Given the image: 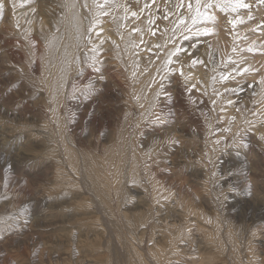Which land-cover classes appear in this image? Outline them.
Returning <instances> with one entry per match:
<instances>
[{"label":"bare ground","instance_id":"1","mask_svg":"<svg viewBox=\"0 0 264 264\" xmlns=\"http://www.w3.org/2000/svg\"><path fill=\"white\" fill-rule=\"evenodd\" d=\"M4 1L6 0H0V4L3 6ZM11 1L14 4L20 2V0ZM49 1L56 2L51 5ZM81 1L83 0H44L45 4L42 14L36 15L34 18H32L31 15L26 20V28L23 25L21 26L24 34L27 31L35 33L33 36L32 33L28 35V45L24 44V42L15 40L11 46H17L19 49L17 48L16 51L7 49L0 56V64H9L11 69L16 70L12 75L4 77V81L10 82L14 78L23 75L25 85L36 84L38 90L43 94L33 103L34 105L40 104L41 107L34 113H31L30 116L34 122L31 125L35 127L34 131L37 132L33 134L35 138L38 137L41 140V144L45 147L44 152L30 151L33 147L29 146L30 144L27 145L29 147L24 148L23 154L28 156L29 159L36 157L41 159L39 162V170L41 172L39 171L40 174H38V176L23 182L25 186L23 185L20 189H8L3 193L22 197L28 192L31 194L39 193L40 185L47 189H49L50 186V190L53 189L55 185L61 184L59 187L70 185L73 182L72 178L66 176L61 178L59 176L60 164L57 160L59 158H65V155H67L69 157L68 163H70L73 171L77 173L78 157L81 155L84 159V172L90 184L91 192H89V196L92 197L93 203H89L84 208H78L77 210L82 212L91 210V214L81 217L80 220L93 223L95 225L94 228H97L98 232L88 235L85 239L78 241V245L91 249H89L88 254L76 256V259L73 260L74 263L72 262L70 264H85L87 262H92L93 264H112L111 241H113L115 252H117L119 264H176L175 261L180 253L190 256L188 261L191 262H189V264H203L206 260H208L206 261L208 262L207 264H215V262H218L222 258H220L221 254H225L227 259V263L224 262V264L252 263L254 257L253 253H255L252 252V242L245 247V251H242V249L239 248V240L235 237L234 231L231 230L232 227L230 223L228 224V220L226 221L227 229L225 228V234H222V220L217 213H209L192 206L190 203L191 195L186 193V188L181 182L177 183L178 178L176 175L171 176L169 174L171 170H174L173 163L170 168H168L169 171L160 179L153 178L152 173L161 168L162 165L156 166V169H151L149 173H146V169L160 157L158 155L164 153L166 154L165 157L182 158L181 160H183V158L189 160V157L193 155L195 156L194 158L199 161H201L203 157L207 159L210 155V147H215L218 143H221V140L226 145L229 139L240 137L241 133L243 134L246 129L250 128V130L245 132V136L240 137L244 140L241 144L247 146V155L253 153L252 158L256 157L260 159L261 167L258 166L257 163L253 164L252 159L247 160V158L245 160H237V162L240 163L236 165H233L234 163L232 161L228 162V164L233 165L231 173L232 176L236 178L235 182L239 185L237 189L239 191L236 193L240 194L243 192L246 195H252L249 198L256 200L257 194L264 191V186L253 188L250 182L247 181V171L253 169L254 172L258 167L260 170H264V123L255 124L259 122L260 113L264 110V94L260 97V103L257 107L251 108L247 113L246 109L249 105V99L243 98V103L241 105L238 104V107L236 105L237 102H235L237 98L233 99L232 97H237V93H239L243 87L244 96H247V94L256 95L264 91V59L253 58L252 56L246 55L236 56V63L234 61L228 64L227 67L223 69L226 71L221 74L218 70L219 67H216L223 62V57L226 55L225 52L229 51L226 48L228 47L226 44L227 40L223 32L225 31L224 28H226V23L218 18V16L216 17L213 8H211L213 10H208L206 14L207 22H205V24L211 31V37L213 39L209 43L211 56L207 61L203 62L204 67L201 68V70H183L186 76L189 77V80H191L187 82L193 89L191 93H195L196 90H198V86L201 84L202 89H204L203 92H206L207 97L211 99L210 103H208L207 100L202 101L200 99V102L194 106L196 111H198L199 120H202V122L196 120L194 123V121H192L196 124V130L195 132L193 131L191 136L196 141H201V145L198 148L190 150L189 145H184L186 148L182 149L180 147L174 148V146L170 144L166 146V148L169 149V152L172 149V153L169 154L164 150L159 151V146H163L171 140H176V142L179 140L181 141L182 135L188 131L186 127L187 124L182 125L180 117L179 120L177 116H175L176 118H174V120L172 119L178 108L180 112L184 110L183 101H178L177 106H175V102L170 99L171 96H167L169 92L166 93V97L163 96L164 98L160 96L159 88L155 85L153 77L156 73H158V76L161 78L166 75L164 72L165 64L171 59L173 52L176 51L177 45L166 49V52L160 57L159 61L152 65L147 72L143 73V69L141 68L139 71H136L134 78L130 79V77L128 78V74L124 71L125 69H127V71L132 70V68L134 69V63H136L138 59L137 45L140 42L141 31H143L142 22L134 27L129 26L130 24L127 22L126 25L129 27L125 31H122L121 23L118 24V22L122 20L124 15L121 12V7H119L117 14L120 20L117 24L113 21L104 23L105 26L98 35V30L94 27L92 31L93 35L91 34L88 41H86L85 35L89 27H85V12L83 8H87L92 12H99L101 10H106L108 2L110 6H113L115 0H107L108 2H105L106 0H99L101 4L96 0H84V4ZM83 5H85V7ZM183 12L185 16L186 11L184 10ZM23 13L24 12L18 13L15 16V22L22 21L21 16ZM73 13L74 15L75 13L78 15L77 17H79V20L76 15V18L74 17ZM242 13L244 12H241V16L239 15L240 13L235 15L234 18L240 17L244 20L245 16ZM255 15L256 18H251L238 27L236 35L245 32L246 35L242 34L243 37L242 39L240 38V41L244 40V44L246 45L254 44L255 49L259 52L257 55H264V25L260 24L261 29L259 25V22H262V24L264 23V8L262 10L260 8L259 11H256ZM179 17V15L174 16L175 19ZM208 17H211V19ZM15 22L14 24H16ZM87 22L88 21H86V23ZM95 23L97 22L94 21L92 27ZM88 24L89 22L87 25ZM244 26L248 27L244 28ZM58 27L61 32L54 34V29L57 30ZM247 28H252L253 31L246 33ZM2 29L5 31V28L2 27ZM157 34L159 39L163 36V34ZM0 38L4 39L1 35ZM37 38H39L40 41ZM94 38H96L98 42L93 41ZM152 40H154V37ZM4 41V45L9 44L7 39H4ZM97 43H101V46L96 49ZM153 43L149 48L151 51L152 49L156 50ZM101 47L103 51H109V62L107 65H109V67L111 66V69H105L102 75L94 66L90 68L88 65L82 72H78L81 71L79 67L81 66L82 53L88 55L91 61L93 54L95 55ZM144 54L145 53H141V57H143ZM28 55H32L28 59L27 66L30 72L25 74L23 72L25 68H20L19 66L22 64L21 62H23L25 66ZM110 58H116V60H111ZM92 60H94V58ZM95 60L98 62V59ZM175 68H178V66ZM244 68H249V72L245 73V75L242 74ZM212 71L214 74L211 73ZM229 71L231 73L229 74L230 76H238L236 80L240 81V83L246 81V84H240L236 88L238 92L236 93L233 91L232 95H230V89L237 86V81L232 85L216 84L218 77L224 78ZM199 72L201 73L199 74ZM249 79L253 81L250 82ZM198 82L199 84L195 86ZM247 83H249L248 86ZM88 87L99 90L97 94L99 95L100 101H97L98 98L95 100L90 98V91L85 90L84 95L79 93L81 90ZM21 91L18 90V93ZM225 91L229 94L226 93L223 98ZM179 92H181L180 89L173 90L172 96L174 98H176L177 95L183 96V93L181 92L180 94ZM102 99H104L105 105L104 102L101 101ZM222 102L227 104L224 112H220ZM228 102H230V104H228ZM63 107L67 109L65 113L63 112L64 115L62 114ZM26 108L28 107L26 106ZM180 112L178 110L177 113ZM207 115L210 118L209 121L205 119ZM217 115H219L218 118ZM157 116H160L159 118L163 121L164 119L167 122L171 121L173 126L172 129L169 128V124H166L168 127L167 129H161L159 132L153 133L154 135L160 136L163 140V143L160 145L151 143L141 144L136 137V130H140L141 134V127H144V120ZM63 118L67 121V125L64 124L63 126ZM213 118L215 120L214 122H216V120L218 122V119H221L219 128L215 125L213 129H210L211 124H213ZM84 121L89 122L91 132L85 137L81 133V139H79L75 131L77 126L81 125ZM199 122L201 124L197 126ZM25 123L30 124L28 122ZM129 123L133 125L131 129L129 128ZM250 123L254 124L250 126ZM203 124L205 125L204 127L202 126ZM221 125L224 126L221 127ZM205 128L208 129L205 130ZM216 128L218 130H216L212 136L209 135V137L206 136L205 140L203 139L204 130L206 135ZM101 130H107L108 140L106 142L99 141L98 139L99 133L102 132ZM33 134L30 133L26 135L27 141L34 140L32 138ZM248 143L250 147H248ZM250 148L251 151H249ZM230 153L231 154H228L229 157L234 155L232 151H230ZM39 155L41 156L39 157ZM1 157L2 155L0 153V158ZM7 159H9V157ZM162 159H164V157H162ZM40 163L42 164L40 165ZM228 164L225 162L224 165L229 166ZM201 165L203 166V164ZM205 166L206 164L204 167ZM239 168L242 171H239ZM50 181L51 184L48 183ZM203 185L205 186L206 184L203 183ZM125 186H134L141 189V194H143V198L141 199L143 202L141 211L126 214L118 207L121 193ZM235 188H237V186ZM173 192H177V195L175 196ZM85 193V191L80 193V198L82 200L88 199ZM182 193L186 195L183 196ZM199 194H201V199L205 200L207 195L204 192ZM262 196L263 198L262 200L260 199L261 201L258 199L256 201H258V203H263L261 205L264 207V195ZM172 203L173 206L175 205L174 208L171 207ZM1 207L2 205H0V208ZM255 207H257L256 203ZM259 208L255 209L254 212L260 211ZM171 209H181V211H172ZM170 212L175 214L177 212L178 214L173 215ZM170 214L177 218L175 220H169ZM160 215H163V217ZM189 216H194L193 218L197 221V223L194 221L191 224L200 225L197 226L195 230L202 231V238L205 240L206 236H208L209 238H207V240L211 239L212 241L209 246L210 248L212 247V250H206L208 251L206 254L200 252V250L197 251L198 249L190 252L189 248L193 246L196 239L194 230L190 227V219L187 218ZM134 221L136 222L135 225H138V230H142L138 240L128 233L130 230H125V227L129 226L131 229V225H134ZM203 221H205V224L209 225V229L205 228L208 231H204L205 229L202 230L203 226L201 224ZM115 225H118L119 229H117L122 232L121 235L115 228ZM257 234L259 235V231H253L251 237H255ZM224 236L229 241V246H226L223 242ZM121 238L126 242L125 250ZM226 239L224 238V240ZM7 242L8 241H5V243ZM68 244L67 246L70 247L68 248L69 254L71 251L75 253L77 251L75 250L77 244L75 245V243H71V241H69ZM71 245L74 246L72 247ZM206 246L207 245H205V247ZM71 247L75 251H73ZM242 252L245 253L241 254ZM125 253L128 254L125 255ZM202 254H205V257L203 256L204 258L201 257ZM207 254L210 255L206 256ZM15 255L18 256L19 254L16 253ZM8 256H10L9 253ZM20 262L22 263L23 261L21 260ZM179 262L181 261H178V263Z\"/></svg>","mask_w":264,"mask_h":264},{"label":"rangeland","instance_id":"2","mask_svg":"<svg viewBox=\"0 0 264 264\" xmlns=\"http://www.w3.org/2000/svg\"><path fill=\"white\" fill-rule=\"evenodd\" d=\"M96 1L101 4L99 0ZM55 2L51 1L50 3L51 5H53V3ZM81 2L84 4V0ZM209 2L210 0H201V5L207 4ZM223 2L224 0H211L212 6L207 8L201 7L200 12L203 15L197 16L195 23H193L192 20V17L196 15L195 0H191V12H189L187 7L189 0H183L184 6L182 8L177 7V5L181 3V0H115L113 2V6H110V3L108 2L106 10H101L99 12H92L87 8H83L85 12V27H89L88 32L85 35L86 41H88L91 34L93 35L92 31L94 27L96 30H98V35L104 28V23L113 21L117 24V22L120 20L117 14L119 7H121V12L125 16H123L122 20L118 22V24L121 23L120 25L122 31H125L129 26L134 27L138 23L142 22L143 31H141L140 42L137 45L138 59L136 63H134V69L132 68V70L129 71L125 69L124 71L128 74V78L130 77V79L134 78L136 71H139L141 68L143 69V73L147 72L152 67V65L159 61L160 57L164 54V52H166V49L171 46L177 45L176 51L173 52L174 54L171 56V59L165 64L164 72L166 73V75L161 78L158 76V73H156L153 77L155 85H157L159 88L160 96L166 97V93L169 92L167 96H171L170 99L175 102V106H177L178 101H183L184 104H182L184 106V110L180 112V109L177 107L180 113H177V110L176 114L172 117V119L174 120V118H176L175 116H177L179 120L180 117L181 124H187L186 127L188 128V131L182 135L181 141L179 140L178 142H176V140H171L169 143L163 146H159V151L164 150L169 154L172 153V149L169 152V149L166 148V146H169L170 144H172L174 148L180 147L182 149L186 148L184 147V145H189L190 150H192L193 148H198L201 145V141H196L191 136L193 131L195 132L196 130V124H194L195 121L198 120L202 122V120H199L198 111H196L194 106L198 102H200V99L202 101L207 100L208 103L211 102V99L207 97L206 92H203L204 89H202L201 84L200 86H198V90H196V92L194 91L195 93H191L193 89L190 87L189 84H187V82H190L191 80H189V77L186 76L185 71H190L193 69L201 70V68L204 67L203 62L207 61V59L211 56V48L209 43L213 39L211 37V31L207 28V25L205 24V22H207L206 14L208 10L214 9L216 17L218 16V18H220L221 20H223V22L226 23V28H224L225 31L223 32L225 35V39L227 40L226 44L228 47L226 48L229 51L225 52L226 55L223 57V62H221L220 65L216 67H219L218 70L221 74L226 71L223 69L227 67L228 64H231L236 60V56L246 55L252 56L253 58L264 59V55H257V53L259 52L257 51V49H255L254 44L246 45L244 44V40L240 41V38L242 39L243 37L242 34L244 35L245 32L240 35H236L238 27L240 25H243L245 22L249 21V16L252 19H254V17L256 18V11H259L260 8L262 10L264 8V4H258L257 0H244V2L249 4L251 7L237 8L236 11L233 12L230 8L227 11H221V9L216 6V4H222ZM44 4V0H20L18 4L12 3L11 0L4 1V6L0 8V35L4 37V39H7L9 44L4 45V39L0 38V56L7 49H13L14 51H16L17 48L19 49V47L17 46H11L13 44V41L15 40L18 42H24V44L28 45V35L32 33L33 36L35 35V33H33L32 31H27L24 34L21 26L23 25L26 28V20L31 15L32 18H34L36 15H41L43 12ZM83 6L85 7V5ZM184 10L186 11L185 16L183 12ZM21 12H24L21 16L22 21L15 22V16ZM241 12H244L242 14H244L245 19L243 20V18L240 17L237 18L242 20L243 23L238 22L235 24V26H233L232 23H229L230 20L237 19L234 18L235 15H238L240 13L239 15L241 16ZM132 13H136V15L133 16ZM165 15H167V19L164 18ZM176 15H179L180 17L175 19L174 16ZM77 16L78 15H76V17ZM77 19L79 20V17H77ZM180 19H183L184 22L179 23L178 21ZM86 21L89 22L88 25V22L86 23ZM94 21H96L97 23H95L92 27ZM14 22L16 24H14ZM127 22L128 24H130L129 26L126 25ZM260 24L264 25V23L262 24V22H259V25ZM2 27L5 28V31H3L4 29H2ZM246 27L248 26H244V28ZM205 29H208L207 33H205ZM54 31V34L61 32L59 27L57 28V30L54 29ZM252 31V28H247L246 33ZM157 33H159L160 35L163 34V36H161V38L159 39ZM153 37L154 40H152ZM37 39L40 41L39 38ZM93 41L98 42L96 38H94ZM152 43L153 45H155L154 47L156 48V50H149L150 45ZM100 46L101 43H97L96 49ZM249 49H251V51H249ZM141 53H145L143 57H141ZM108 54L109 51H103L101 47V49L97 51L95 55L93 54L92 59L94 58V60L91 59L90 61L88 55L82 53L81 66L79 67L81 71L78 72H82L89 65L90 68L91 66H94L98 70V72L100 71L103 75V71L105 69H111V66L109 67V65H107V63L109 62ZM30 56L32 55H28L25 62V66L23 62H21L22 64H20L19 66L20 68H25V70H23L25 74L30 72V70L27 69L28 59ZM95 59H98V62H96ZM110 59L116 60V58ZM193 61H196V63H193ZM91 62H93L94 65ZM176 66H178V68H175ZM183 70L185 71L183 72ZM15 72L16 70L11 69L9 64H0V87L3 90L2 91L0 89V153L2 155V157L0 158V205H2V207L0 208V264H70L73 262V260L76 259V256L88 254L89 249H91L89 247H83L82 245H78V241L85 239L88 235H92L98 232L97 228H94L95 225L93 223L80 220L81 217L91 214V210H88V212H82L77 210L78 208H84L89 203H93L92 197L89 196V192H91L90 184L84 172L83 156L79 155L78 157L77 173L73 171L70 163H68L69 157L67 155H65V158H59L57 160V162L60 164L58 173L59 176L61 178H64L65 176L72 178L73 182L70 185H63L61 187H59L61 184L55 185V187L51 190L50 186L49 189H47L40 185L39 193L31 194L30 192H28L22 197L12 196L8 193H3L8 189H20L24 185L23 182L28 179H32L33 177H36L38 176V174H40L39 162L41 161V159L37 157L29 159L28 156H25L23 154L24 148L33 146L30 151H45V147L41 144V140L38 137L35 138V135L33 134L37 132L34 131L35 127L31 125L34 122L32 121L30 116L31 113H34L38 110V108L41 107L40 104L34 105L33 103L36 102V100L43 94L38 90L36 84L25 85V82L23 81V75L18 78H14L12 81H10L11 83L8 81H4V77L10 76ZM247 72H249V68L246 69V71H242V74L245 75V73ZM200 73L201 72H199V74ZM211 73H213V71ZM229 74H231L230 71L224 76V78L219 76L216 80V84L232 85L233 83H236L235 81H237L236 78L238 76H230ZM249 80L250 82L253 81L251 79ZM242 83L246 84V81H242ZM242 83H240V81H237V86L230 89V95L233 94V91L237 93L238 91L236 90V88ZM198 84L199 82L196 83L195 86H197ZM248 85L249 83H247V86ZM177 89H180V91L183 93V96H181V92H179L180 94H178L180 96L177 95V97L174 98L172 96V91ZM18 90L25 91H21L19 92V94ZM85 90L91 92V96H89L90 98H93L94 100L98 98L97 101H100L99 95L97 94L99 92L98 89L88 87L84 90H81L79 93L84 95ZM243 90L244 87L240 90L239 93H237V97L232 98H237V101H235L237 102V106L238 104L241 105L243 103V98L249 99V105L246 109L247 113L251 110V108L257 107V105L260 103V97L262 96V94H264V91L256 95L247 94V96H244ZM226 93L229 94L225 91L223 98L225 97ZM193 94L195 97L193 96ZM101 101L104 102V99H102ZM228 104H230V102H228ZM26 106L28 108H26ZM226 106L227 104L222 102L220 106V112H224ZM66 110L67 109L63 107V115ZM218 116L219 115H217V118ZM159 117L160 116L146 118L143 122L144 127H141V134L140 130H136V137L138 138L141 144L151 143L160 145L163 143L161 137L158 135H154L153 133L159 132L161 129H167L168 127L166 126V124H169L170 129H172L173 126L171 121L167 122L165 119L163 121ZM259 117V122L255 124L264 123V110H262ZM205 119L206 121H209L210 118L207 115L205 116ZM192 121H194V123ZM214 121L215 120L213 118V124H211L210 129H213L215 125L219 128V123L221 119H218V122L217 120L216 122ZM25 122H28L30 124H27ZM200 122L197 126L201 124ZM64 124L67 125V121L63 118V126ZM252 124L254 123H250V126ZM202 126L204 127L205 125L203 124ZM223 126L224 125H221V127ZM90 127L91 126L89 125L88 121H84L81 125L77 126V129L75 131L77 138L81 139V133L84 137L89 135L91 132ZM132 127L133 125L129 123V128L131 129ZM206 129L208 128H205V130ZM205 130L203 132L204 140L206 136H212L218 129L216 128L214 131L208 132V134L206 135ZM248 130H250V128L246 129L243 134L241 133L240 137L245 136L244 134ZM101 131L102 132H100L98 135V139L99 141L106 142L108 140L107 130ZM30 133L33 134L32 138L34 140L27 141L28 139L26 135ZM240 137L236 139H229L226 144L227 146L221 140V143H218L215 147L209 148V157L207 159L203 157L201 161L194 158V155L189 157V160L187 158H183V160H181L182 158L165 157V153L160 154L158 155L160 157L155 160L153 164L147 167L146 173H149L153 168L156 169V166L162 165L161 168L157 169L155 172L152 173L153 178L160 179L165 173L169 171L168 168H170L171 164L173 163L174 170H171V173L169 172V174L171 176L176 175V177L178 178L177 183L181 182L186 188V193L191 195V205L195 208H199V210H204L209 213H217L222 220V234H225V230L227 229L226 221L228 220V224L230 223V226L232 227L231 230L234 231L236 235L235 237L237 238V240H239V248L242 249V251H245V247L248 244H251L252 242V252L255 253H253V262L250 264H264V207L261 205L263 203H258V201H256L257 199L262 200V195H264V191L257 194L256 200L249 198L252 195H246L243 192L240 194L236 193L239 191L237 190L239 188V185L235 182L236 178L232 176L231 173V168L233 167V165L240 163L237 162V160H245L246 158L247 160L252 159V163H257V165L260 167L261 161L256 157L252 158L253 153L247 155V146L241 144V142H244V140ZM248 147H250L249 143ZM229 150L234 153V155H232L231 157H229L228 155L231 154ZM249 151H251V148ZM40 156L41 155H39V157ZM8 157L9 159H7ZM162 157H164V159H162ZM231 161L234 163L233 165L228 164V162ZM225 162H227L229 166H225ZM204 163L206 164V168L204 167ZM41 164L42 163H40V165ZM201 164H203V166ZM8 166L10 169L8 168ZM239 171L242 170L239 168ZM177 173H179L180 176ZM247 174V181L250 182V185L253 188L258 186H264V170H260V168L258 167L256 170H254V172L253 169L248 170ZM48 183L51 184V181ZM203 183H205L206 185L204 186ZM236 186L237 188H235ZM82 191L86 192L85 195L88 196L87 200H82L80 198V193ZM202 191L207 195L205 200H202L201 194H199L203 193ZM173 193L175 196L177 195V192ZM182 195L185 196L186 194L182 193ZM142 198L143 194H141V189H138L134 186H125L123 192L121 193L118 207L126 214L139 212L142 210ZM255 203L257 207H255ZM171 205V207L174 208L175 205L173 206V203ZM257 208H259L260 211L254 212ZM171 210H177L179 212L181 211V209ZM172 214L177 215L178 213L176 212V214ZM160 216L163 217V215ZM193 217L194 216L187 217L190 219V224L195 221ZM169 218V220H175L177 217H173L170 214ZM204 222L205 221H203L201 224L203 226L202 230H204L205 228L209 229V225L205 224ZM195 223H197V221H195ZM133 224L134 225H131V229L129 228V226L125 227V230H130L128 231V233L138 240L142 230H138V225H135V221ZM197 226L200 225H190V227L194 230L196 242H194L193 246H190L189 249L190 252L198 249L197 251L200 250V252H204L206 254L209 250H212V247H209L212 241L211 239H208L210 241L207 240V238H209L208 236H206L205 240L207 241H205L204 238H202V231L195 230ZM115 228L117 229L118 225H115ZM206 229L204 231H208ZM118 231L121 235L122 232L120 230ZM253 231H259V235L257 234L258 236L255 235V237H251ZM224 238L226 239L225 236ZM224 238L223 242L226 244V246H229V241L227 239L224 240ZM5 241L8 242L5 243ZM69 241H71V243H75V245L77 244L75 249L77 251L75 253L70 250L71 252L69 254L68 248L70 247L67 246L69 245ZM121 241L125 250L126 242L123 238H121ZM110 243L111 260L113 262L112 264H119L117 252H115L113 246V241H111ZM205 245L207 246L205 247ZM71 246L73 247L74 245ZM72 247L71 249L75 251ZM8 253L10 256H8ZM16 253H18L19 255L16 256ZM243 253L245 252H242L241 254ZM127 254L128 253H125V255ZM205 254H202L201 257L204 258ZM179 255L175 261L176 264H189V262H191L188 261L190 257L188 256V254L180 253ZM209 255L210 254H207L206 256ZM220 258V260L218 262H215V264H224V262L227 263L225 254H221ZM21 260L25 263H21ZM177 260L181 262L178 263ZM206 261L203 264H207L208 262ZM85 264L93 263L87 262Z\"/></svg>","mask_w":264,"mask_h":264},{"label":"snow or ice","instance_id":"3","mask_svg":"<svg viewBox=\"0 0 264 264\" xmlns=\"http://www.w3.org/2000/svg\"><path fill=\"white\" fill-rule=\"evenodd\" d=\"M106 2H107V0H106ZM195 2H196V9H195L196 15L192 17L193 23L196 22L197 16L203 15L200 12L201 7L207 8V7L212 6L211 0L209 3L203 4V5H201V0H195ZM257 3L258 4H264V0H257ZM2 6L3 5L0 4V8H2ZM183 6H184L183 0H181V3L178 4L177 7L182 8ZM216 6L219 7L221 9V11H227L230 8L233 12H235L237 8H249V7H251L249 4L245 3L244 0H224V2L222 4H216ZM101 7H102V5H101ZM187 7H188L189 12H191L192 11L191 0H189ZM132 15L135 16L136 13H132ZM164 18L167 19L168 18L167 15H165ZM208 18L211 19V17H208ZM249 19H251V17H249ZM178 22L183 23L184 21H183V19H180ZM238 22L243 23V21L240 20L239 18H237L236 20H230L229 21V23H232L233 26H235V24ZM207 31H208V29H205V33H207ZM249 51H251V49H249ZM193 63H196V61H193ZM242 71H246V69H244Z\"/></svg>","mask_w":264,"mask_h":264}]
</instances>
